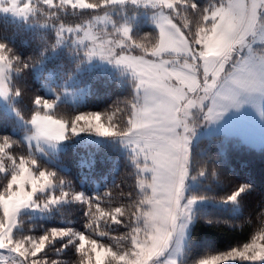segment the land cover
Wrapping results in <instances>:
<instances>
[{
	"label": "clouds",
	"instance_id": "1",
	"mask_svg": "<svg viewBox=\"0 0 264 264\" xmlns=\"http://www.w3.org/2000/svg\"><path fill=\"white\" fill-rule=\"evenodd\" d=\"M51 3L52 0H44V4L50 5ZM67 4L79 9L99 6L103 14L100 17L93 16L85 20L83 24L92 25L94 28L99 25V28H96L97 35L102 32L106 33L111 27L113 36L122 37L121 40L115 42L109 38L106 42L91 36L89 47L85 49L86 53L96 45L107 43L111 46L114 44L112 54L106 60L122 66L130 75L132 95L124 101V109H117V111L127 113V122L120 128L121 132L130 126L139 115H143L146 108H151L153 114L156 115L162 106L173 100L176 102L177 118L182 124L191 128V131L185 133L184 127H176L173 131L171 127H168L164 131L169 139L181 134H187L190 137L201 115L208 120V112L212 109L214 98L235 96L240 101V106L244 103L258 106L260 102H264V0H223L219 4L216 0H210V3L203 7L199 6L195 0H92V3L88 0H62V4L57 5V8L66 10L62 5ZM127 4L134 5L136 8L141 6L146 9L151 8L153 10L151 18L156 31L134 36L127 20L122 23L117 22L113 17V12L117 6L123 10ZM14 7L11 0L4 6L9 11H12ZM37 13L52 19L58 18L56 11H45L40 7L32 11L31 15L37 16ZM77 27H80V24ZM125 29H127V35ZM165 37L169 41L167 46L164 45ZM136 50H139V54H134ZM96 56L102 58L101 55ZM128 61H141L172 73V77L166 78L163 83L171 92L179 93V98L156 88L143 87L141 73ZM180 76L187 79L181 80ZM213 82L215 86L208 91V86ZM204 96L208 98L203 104L199 103V99ZM239 107H229L223 114L229 109ZM90 113L101 114V112ZM113 137L121 138L131 150L137 192L136 199L131 204L121 205L111 210L115 213L111 217L112 221L125 225L127 228V232L121 237L129 243V247L123 252V255L128 257L124 260V264H177L179 242L185 229L182 219L188 217L193 201L184 202L183 188L175 223H164L159 216L160 212L168 210V195L164 189L163 180H161L159 190L151 185V181L156 177L151 170H145V164L148 162H141L144 157L139 144L140 137H133L131 134L128 136L113 134ZM27 141L29 148L35 141L39 149L44 140H37L32 134ZM11 147L12 145L9 148ZM0 152H3V147H0ZM187 154L189 171V142ZM8 159L11 161L9 167L11 176L6 185L15 177L17 164L23 163L24 159L34 160L36 162L34 166L38 165L32 155L20 156L18 163L14 156L8 155ZM37 168L34 171L36 173L45 171L37 170ZM4 171V164L0 163V172ZM142 179L148 183L141 185ZM28 186L25 185V191ZM13 190L19 192L20 185L18 183L13 185ZM129 195L131 196V193ZM152 197L156 198L155 204L160 206L159 211H154L155 205L150 199ZM8 205L15 215L6 223L0 222V250L12 253L14 260L19 258V264H55V262L46 261L41 256L38 261L32 259L35 250L40 247L37 241L50 235L53 230L68 232H73V230L53 228L47 234L38 237L34 235L17 237L15 232L21 211L39 207V204L35 199L25 202L22 197H13L8 201ZM4 212L5 200L0 197V215H4ZM125 221L128 223L125 224ZM85 227L90 229L92 224L86 223ZM65 238H68V243L72 239V237ZM164 238L167 239L166 244L162 243ZM80 240H83V236ZM52 243L53 240L48 244ZM80 246H83L82 243ZM109 250L111 249L105 248L103 252L97 253L96 264H102L103 256L111 254ZM209 256L214 257L211 264H221L222 261L224 264L234 261L248 262V264L264 262V214L260 218V227L249 242L244 243L242 247H235L230 251ZM209 256L198 260L196 264H203ZM7 260V257H0V264H7Z\"/></svg>",
	"mask_w": 264,
	"mask_h": 264
},
{
	"label": "trees",
	"instance_id": "2",
	"mask_svg": "<svg viewBox=\"0 0 264 264\" xmlns=\"http://www.w3.org/2000/svg\"><path fill=\"white\" fill-rule=\"evenodd\" d=\"M195 2L203 7L209 4L210 0ZM38 7L58 13L57 19L37 13L33 19L39 21L76 24L91 19L92 15L91 10H73L70 6L66 10L49 9L39 3ZM123 9L129 13L145 10L130 4L125 5ZM146 10L153 11L151 8ZM122 11L117 6L115 16L119 22L129 18L123 16ZM145 19V16H141L139 20H129L134 24V36L156 31L155 26L145 22ZM0 43L7 46L9 56L13 60L10 88L13 95L17 96L14 104L26 120H30L37 111L36 98L48 101L54 98L46 92L42 80L37 76L36 66L43 59H46L45 65L66 67L65 76L84 64V55L77 53L76 56L72 47L55 50L57 34L54 28H28L25 22L13 20L2 13ZM134 53L139 54V50ZM81 74H84L81 82L86 89V100L78 103L60 101L56 104L53 114L71 123L77 115L101 112L106 121L108 116H112L111 124L114 129L120 130L127 122V113L117 109H124V101L132 95L130 76L102 68L96 71L86 69ZM18 124L16 116L0 104V143H3L4 138L12 142V147L7 149L11 156L19 160L20 156L32 155L38 162V165L34 166L35 169L38 167L37 170L55 172L56 181H70L77 188V192L92 199V205L80 201L62 204L59 208L48 211L47 216H33L31 212L24 211L18 218L15 234H44L73 220L77 223V229L86 235L107 244L115 239L117 244L126 245L121 237L127 232V228L111 219L115 215L111 210L121 205L128 206L137 195L132 153L123 149L121 138L101 136L94 131H84L75 137L69 132L67 147L61 151L58 158L64 165L62 166L32 151L18 131ZM192 171L195 175L204 172L201 178L196 175L199 180L196 191L206 195L210 201L197 211L182 264H195L204 256L249 242L260 227V218L264 214V147L257 148L237 137L220 133L202 137L194 144ZM10 176L11 171L0 173V192H3ZM241 188L243 191H240ZM237 192L240 194L236 200H231L230 197ZM96 197L100 198L99 206L106 214H98ZM214 200H227L228 204H217ZM91 218L92 227L87 229L85 225ZM127 223L128 221H125V224ZM56 255L69 259L70 253L66 256V251L65 255L63 252H57Z\"/></svg>",
	"mask_w": 264,
	"mask_h": 264
},
{
	"label": "snow or ice",
	"instance_id": "3",
	"mask_svg": "<svg viewBox=\"0 0 264 264\" xmlns=\"http://www.w3.org/2000/svg\"><path fill=\"white\" fill-rule=\"evenodd\" d=\"M89 3H92V0H88ZM223 0H216V3H222ZM11 3L15 5L12 9V12L28 16L31 15L32 11H35L38 8L39 3L44 4V0H36V3L33 4L32 0H29V3L25 5L24 8L19 7V0H11ZM62 0H59L58 3L55 0H52L50 5H46L48 8H57V5H61ZM65 8L70 4L62 5ZM107 7V5H104ZM77 10L79 8H72ZM4 11H9L8 8H4ZM91 10V18L93 16L100 17L102 14V9L99 6H93L91 9H79ZM78 25V24H77ZM66 26L64 23H59L57 26V34L59 37L64 38L65 34H75L74 42L78 45H83L85 49L89 47V37L95 36L97 40H104L107 42L109 38L113 42L116 40H121L122 37L119 35L113 36L112 29L107 30L106 33L96 34V28H99V25L94 28L92 25L80 24V27ZM127 35V29L124 30ZM87 33V35H86ZM169 43L167 37H165L164 45L167 46ZM114 44L109 46L107 43L103 45H96L91 50L86 52V55L89 58H92L96 55H101L102 58L107 59L112 54V48ZM230 50V49H229ZM118 54V52H117ZM138 72L141 73V80L143 87H150L159 89L163 93L176 96L179 98V93H173L171 90L167 89L164 86V80L166 78H171L172 73L165 72L163 68L157 67L155 65H147L141 61H128ZM13 69V60L9 56V50L7 46L3 43H0V95H8L6 89V81L10 79V73ZM179 75V74H176ZM219 76V74H217ZM181 80H186V77L180 76ZM211 79V77H209ZM214 82L208 86V91L214 87ZM19 95V92L16 93ZM208 97L204 96L199 99V103L203 104L204 100ZM35 104L37 106V111L32 115L30 123L33 125L34 132L33 136L37 140H44L45 142H55L62 141L67 138L69 132L77 134L84 131H94L96 134L101 136H113V134L121 136H139V144L143 151L144 160L148 163L145 164V170H151L155 173V180L151 181L153 188L159 190L161 186V180L164 183V189L168 195L169 207L167 211L160 212L159 218L166 224H174L176 220L177 209L180 206L179 200L183 194L184 181L188 175L187 167V146L190 137L187 134L175 135L174 138L169 139L165 134L164 129L171 127L174 131L176 127H184L185 133L190 132L186 124H182L181 120L177 118L176 113V102H172L162 106L158 110V114L154 115L151 108H146L143 115H139L137 119L133 120L132 124L126 127L123 132L120 130L114 129L112 127L111 121L112 116H108V123L105 124L102 122V114L94 113H83L74 117V119L69 123L64 118H57L53 114V110L56 108V104L53 101H48L43 98H36ZM191 105H189L190 107ZM240 101L235 96H225L224 98H214L212 109L208 112L207 119L215 120L218 119L223 112L229 107H239ZM206 107V105H205ZM47 110V111H44ZM163 117V118H161ZM83 122V124H81ZM12 145V142L8 138H4L3 143L0 144V147H3V152H0V157L7 155L6 150ZM34 160L24 159L23 163H18L16 167L15 177L11 182L5 186L4 191L0 192V197H3L5 200V212L4 215H0V222L6 223L11 219L15 214L10 211V206L8 201L13 197L20 198L22 197L25 202L31 201L34 199L38 192H44L48 189H54L55 183L54 179L56 177L55 172L43 171L36 173L33 171L35 165ZM20 185L19 192L13 190V185ZM148 183V181L142 179L141 185ZM25 185H31V191H25ZM240 191H243L241 188ZM240 193L237 192L230 197L231 200L235 201L237 196ZM69 193L62 190L61 196L59 199L56 197L55 192L53 191L50 203L55 204L59 203L60 200L65 199ZM73 198L77 201L92 205V199L85 197L84 194H72ZM97 201L96 207L98 214H106L102 208L99 206V197L95 198ZM155 205L154 211H159L160 206L155 204V197L150 198ZM48 207V205H45ZM76 236L79 241L81 236H83L82 247L80 243H77L75 240L71 239L69 244L75 243L76 251L81 255L87 257V264H93V261L97 260V253L103 252L105 246L99 245L97 241L91 240L84 233H75L68 231L53 230L50 235L44 236L42 240L37 241L40 244V247L35 250V253L32 257L33 260L39 259L41 254L46 250L47 245L50 241L57 238L63 239L65 237ZM162 243H167V239L164 238ZM68 245L65 244V247ZM100 249V251H98ZM110 255L103 256L102 264H116L118 260H121V254L114 253L112 250ZM96 253L95 256L91 255ZM128 259L127 256L123 255L122 260ZM214 259L213 256H209L205 259L203 264H211V261ZM221 264H224L222 261Z\"/></svg>",
	"mask_w": 264,
	"mask_h": 264
},
{
	"label": "rangeland",
	"instance_id": "4",
	"mask_svg": "<svg viewBox=\"0 0 264 264\" xmlns=\"http://www.w3.org/2000/svg\"><path fill=\"white\" fill-rule=\"evenodd\" d=\"M55 2L58 3L59 0H55ZM8 3H9V0H0V13L12 18L13 20L25 22L28 28L52 27L55 29L56 34H57L58 24L64 23V22H54L52 20L39 21L37 19H33L34 17L33 15L24 16V15L16 14L12 11H4L3 10L4 6ZM28 3H29V0H19V7L24 8L25 5ZM32 3L35 4L36 0H32ZM116 11H117V8L113 12V17L117 20V17L115 16ZM122 15L129 17L127 22L131 25L132 30L134 28V24H132L129 20H132V18L139 20L141 16H145L146 17L145 22H148L150 25L154 26L152 22V18H151L152 11L146 10V8L145 10L141 12L135 11L133 13H129L128 10L123 9ZM45 22H49L52 24H47ZM117 22L119 21L117 20ZM119 23H122V22H119ZM64 24L66 26H74L77 24H83V22L76 23V24H68V23H64ZM109 30H111V27H109ZM74 39H75L74 33L71 35L66 33L64 38H61L57 35V45H56L55 50L57 51L59 49H65L67 47H72L74 49L73 51L76 56H77V53L83 54L84 60L82 62L84 64L81 67H79L78 70L76 67L75 71H73L72 73L68 72V76H65L66 67H61V66L54 67L52 65H45L44 62L46 61V59L45 60L43 59L42 62L36 66L37 76L42 80L43 86L46 92L54 96V98L50 101L55 102V104H57L60 101H64V100L75 102V103L86 100V89H85L84 84L81 82L84 76V74H81L83 70L87 69V70L96 71L98 70V68H102L103 70H109L112 72H120L124 75L130 76L128 73L125 72L122 66L116 65L113 62H110L99 56H94L92 58H89L85 53V47L83 45L76 44L74 42ZM257 47H259V45H257ZM117 51H119V49H117ZM134 54H138V53H134ZM12 74H13V69L10 73V79H11ZM10 79L5 82L8 95L7 96L0 95V104L4 106L9 113L16 116L17 121L19 123L18 126H20L18 128V131L21 132L22 138L28 144L27 138L31 136L34 132V129L30 123L31 118L30 120H26L19 113L18 107L14 104L17 96L13 95L12 93V90L10 88V83H9ZM102 122H104L105 124L108 123V121H106V119H103V118H102ZM81 124H83V122H81ZM21 128H23L22 131H21ZM80 133L74 134V136L75 137L79 136ZM219 133L237 137L244 143L250 144L257 148L264 147V102H260L258 106L252 103H244L239 108L229 109L221 117L215 120H205L203 118V115H201L198 118L197 126L190 133V139H189L190 164H189L188 175L185 179V184H184V202L187 203L188 200H192L193 203L189 209L188 217L186 219H182V223L185 224V229H184L183 237L180 239V242H179L180 250L176 257L177 264H182V260L186 257L187 246L189 244V237L192 231L193 224L196 220L198 209L200 207L205 206L210 201V199L206 195L200 194L196 191L199 185V180L196 175H198L199 178H201L204 176V172L202 171V172L196 173V175L193 174L192 151L194 148V144L202 137L212 136L214 134H219ZM66 139L62 141H55V142L42 141L39 146V149L37 148L35 141H33L30 149L48 158L51 161L61 164L58 161V158L61 154V151L67 147ZM121 144H122L123 149L129 150V152H131V150L125 145V143L122 140H121ZM6 152H7V155L0 157V163H3L5 167L4 172H7L11 165V161L8 159V155H11V154L10 152H8V150H6ZM18 162L19 160H17V163ZM61 165L64 166L63 164ZM32 167H33V171H35L36 169L34 168V166ZM54 183H55L54 189H48L47 191H44V192H38L36 196L34 197V199L39 204V207L24 209L21 211V213L24 211H29L31 212L33 216H47L48 211H52L53 209L59 208V206L62 204H70V203L77 202V200L73 198L72 194L73 193L79 194L80 192H77V188L75 187V185H73V183H71L70 181H63V180L56 181L55 179H54ZM26 190L31 191V186L29 185L26 188ZM62 190L64 192L69 193V195L65 199L60 200L59 203H55V204L50 203L53 191L55 192L56 197L59 199V197L61 196ZM214 202L217 204H222V205L228 204L227 200H216V201L214 200ZM45 205H48V207L45 208ZM92 221H93V218H91V221H89V223ZM17 227H18V223H17ZM56 228L57 229L71 228L75 233H83L82 231L77 229V223H75L73 220H70L67 225H62L61 227H56ZM47 233H44V234H47ZM44 234H29V235H34L38 237ZM15 235L17 237L24 236V235L18 236L17 234ZM86 236L89 237L91 240L97 241L99 245H103L105 246V248H110L114 253L121 254V260H118L116 264H124L122 257H123V252L129 247V243L127 240H125L126 245L117 244L118 242L115 239H112V242L107 244L89 235H86ZM72 239L75 240L77 243L81 242L77 239L76 236H73ZM65 244H67L68 246L65 247ZM242 246L243 244L234 246L232 248L242 247ZM231 249L227 251H230ZM2 251H4L2 257L8 258L7 264H19V258H15L17 260H14L12 253L8 252L7 250H2ZM65 251H66V256H68L70 253V256H68L69 259L58 257V255L55 256L57 252H63V255H65ZM98 251H100V249H98ZM227 251L213 253L210 255L221 254ZM91 255L95 256L96 253H92ZM41 257H43L46 261L55 262V264H87V257L77 252L75 249V243L69 244L68 238H63V239L57 238L53 240L52 244L47 245V248L41 254ZM235 262L237 261L229 262V264H232ZM240 262H242V264H248V262H243V261H240ZM93 264H96V261H93ZM257 264H264V262H257Z\"/></svg>",
	"mask_w": 264,
	"mask_h": 264
},
{
	"label": "built area",
	"instance_id": "5",
	"mask_svg": "<svg viewBox=\"0 0 264 264\" xmlns=\"http://www.w3.org/2000/svg\"><path fill=\"white\" fill-rule=\"evenodd\" d=\"M0 257H1V254H0Z\"/></svg>",
	"mask_w": 264,
	"mask_h": 264
}]
</instances>
